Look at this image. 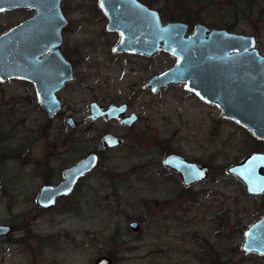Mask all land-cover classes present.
Segmentation results:
<instances>
[{
  "label": "rangeland",
  "instance_id": "obj_1",
  "mask_svg": "<svg viewBox=\"0 0 264 264\" xmlns=\"http://www.w3.org/2000/svg\"><path fill=\"white\" fill-rule=\"evenodd\" d=\"M97 2L62 4L75 21L68 44L77 40L80 48L79 42L92 39L91 47L79 50L86 56L79 70L85 81L68 89L64 113L72 107L75 119L84 120L92 99L104 105L119 99L140 119L133 129L101 121L73 130L64 113L48 117L32 83L0 82V223L16 225L10 243L0 242V264H95L103 257L111 264H264V257L240 250L246 229L264 216V196L251 197L226 172L257 149L264 152V141L183 83L154 95L148 82L177 58L164 51L152 57L113 52L117 34L107 32L103 20L86 21ZM140 2L158 10L164 23L253 35L264 52V0ZM33 14L16 9L0 15V36ZM112 131L123 137L121 149L100 151V164L70 197L41 209L42 187L59 183L65 169ZM172 153L208 165L211 180L185 189L179 175L162 165ZM132 221L140 223L138 232L129 227Z\"/></svg>",
  "mask_w": 264,
  "mask_h": 264
},
{
  "label": "water",
  "instance_id": "obj_2",
  "mask_svg": "<svg viewBox=\"0 0 264 264\" xmlns=\"http://www.w3.org/2000/svg\"><path fill=\"white\" fill-rule=\"evenodd\" d=\"M64 0H0V15L16 9H33L35 15L0 36V82L12 80L33 83L39 104L48 117L54 118L61 110L58 97L65 83L72 80L70 63L61 53L62 33L68 20L63 13ZM108 16V30L121 33L114 48L116 53L141 54L152 57L164 51L177 58V63L166 72L154 76L146 88L159 94L165 87L186 84L202 101L217 104L226 118L246 128L254 138L264 141V53L257 48V38L225 29L197 25L188 36L185 22L164 23L161 13L139 0H99ZM53 52L45 59L44 54ZM93 104L91 118L109 115L119 119L127 105L97 109ZM139 120L135 113L125 118L132 128ZM69 125L74 127L72 118ZM123 139L108 134L102 138V149L122 146ZM99 162L91 154L64 171L58 185L44 186L38 197L40 208L52 209L59 198L71 195L77 184L94 171ZM162 165L179 173L186 187L210 179L208 166L195 163L172 153ZM227 174L243 182L247 194L264 196V152H252L241 162L227 168ZM3 183L0 179V190ZM129 227L138 232L141 225L132 221ZM12 232V227L0 224V237ZM241 251L246 255L264 257V216L251 223L245 231ZM95 264H111L107 257Z\"/></svg>",
  "mask_w": 264,
  "mask_h": 264
},
{
  "label": "flooded vegetation",
  "instance_id": "obj_3",
  "mask_svg": "<svg viewBox=\"0 0 264 264\" xmlns=\"http://www.w3.org/2000/svg\"><path fill=\"white\" fill-rule=\"evenodd\" d=\"M140 1V0H139ZM92 8H94V5L92 6ZM95 10L94 11H92L91 10V7L89 8V11H87V17H86V21H87V23H89V24H93V23H96V21H98V20H103V21H105L106 22V31L107 32H112V33H115V34H117V36H118V41L115 43V45H114V47H113V52H115L114 51V48L116 47V45L120 42V40H121V33L120 32H114V31H109L108 30V24H109V18H108V16L102 11V9H101V7H100V3H99V0H98V2H97V5H96V7L94 8ZM27 10H31V11H35V10H33V9H28L27 8ZM62 10H63V13H64V15L66 16V18H67V20H68V24H67V26L63 29V33H62V39H63V42H62V46H61V53H62V55L65 57V59L70 63V66H71V69H72V74H73V77H72V80H70V81H68V82H66L65 83V85H64V87H63V89L60 91V92H58V97L60 98V100H61V102H62V107H61V110L56 114V116L55 117H57V116H61V114H63L65 111V104H64V99L66 98V95L68 94V89L72 86V84L74 85V87H73V89L71 90V91H75V89L78 87V85H80L83 81H85V79H84V75H80L81 74V72L79 71L80 70V62H82L84 59H86V56H84V55H82L80 52H79V50H80V48H81V46L82 45H85V46H89V47H91L92 45H91V43H92V39H89V41H88V43H82V42H79V44H80V48H77V46H79L78 45V43H77V40H75L74 41V43H72V45H73V47L72 46H70L69 44H68V41H69V38H68V36L70 35V34H68V31H69V29L72 27V25L73 24H75V21L74 20H70V18H69V15H68V13H66L65 12V10L63 9V5H62ZM12 11V10H11ZM10 11V12H11ZM2 15V14H1ZM35 14H33L32 16H30L29 18H27L26 20H24V21H22V22H25V21H27L28 19H30L31 17H33ZM22 22H20V23H18L17 25H19V24H21ZM17 25H15V26H17ZM15 26H12V28H14ZM11 28V29H12ZM10 29V30H11ZM195 29L196 28H194V29H192L190 26H189V29H188V33H187V35L188 36H191V35H193L194 34V32H195ZM9 31V30H8ZM3 35V34H2ZM73 35H75L74 33H73ZM72 35V36H73ZM103 35H105V33H103L102 32V35L101 36H103ZM71 36V37H72ZM257 41H258V39H257ZM73 50V51H72ZM53 52V50H51V51H49L47 54H44L43 56H42V58L43 59H45V58H47L51 53ZM116 53V52H115ZM262 53H264V52H262ZM116 54H118V55H121V53H116ZM122 54H126V53H122ZM13 81V80H12ZM10 82V81H9ZM27 82V81H26ZM7 83V82H6ZM30 83V82H29ZM32 85L34 86V84L32 83ZM184 85V87H185V89L190 93V94H192L195 98H197V99H200L194 92H192L191 90H189L188 88H187V85L186 84H183ZM34 88H35V86H34ZM151 91V90H150ZM152 92V91H151ZM35 95H36V97H37V92H36V88H35ZM154 95H157V94H154ZM38 99V98H37ZM67 99H68V96H67ZM201 100V99H200ZM97 104V109H100L101 111H108V109H109V107L110 106H112V105H115V106H124V105H127V110H126V112H124V114H120V117H119V119H110L109 118V115L107 114V115H105V116H101V117H99V118H97L95 121L91 118V116H92V109H93V104ZM75 105H76V103H75ZM74 105V106H75ZM81 104H79L78 106H80ZM68 107V106H67ZM88 109L89 110H87L86 111V115H85V117H84V120H77V119H75V117H74V110L72 109V107H71V109L69 110V111H66V113H64V117H65V121H66V123L68 124V122H67V119L68 118H72V120H73V122H74V127H72L71 125H69L70 127H71V129H73V130H76V129H78V127L79 126H81L83 123H86L88 126V128H89V126L91 127L92 125H95V124H97L98 122H101V121H105V122H107V123H110V124H114V125H116L119 129H121V130H124L126 127L127 128H129V129H133L134 128V126L132 127V128H130L126 123H125V118H128V117H130V116H132V114L133 113H135V112H130V105H129V103H127V102H122L121 100H119V99H116V100H110V101H108L105 105L103 104V103H101V102H99V101H97L96 99H92L91 101H90V103L88 104ZM44 109V108H43ZM45 110V109H44ZM45 112H46V110H45ZM47 113V112H46ZM136 114V113H135ZM139 116V115H138ZM139 119H140V117H139ZM139 121V120H138ZM136 124V123H135ZM134 124V125H135ZM90 130V129H89ZM88 130V131H89ZM108 134H111V135H114V136H116V137H118V138H120V139H123V137H121V135L119 134V133H117V132H115V131H112V132H108V133H106V134H104V135H102V136H100V139H99V144H98V146L95 148V150H93V151H91L90 153H88L86 156H84L82 159H84L85 157H87L88 155H91V154H97L98 155V157H99V162H98V164H97V166H96V168L98 167V165L100 164V161H101V159H100V151H112V150H115V149H121V147L124 145V139H123V144H122V146H120V147H117V148H112V149H102V138L105 136V135H108ZM188 160H190V161H193V162H195V163H198V164H201V165H206V164H203V163H200V162H198V161H194V160H191L190 158H188V157H186ZM82 159H80V161L82 160ZM77 164V163H76ZM73 166V165H72ZM206 166H208V165H206ZM209 167V166H208ZM95 168V169H96ZM209 169H210V172H211V168L209 167ZM66 170V169H65ZM64 170V171H65ZM94 172V171H93ZM92 172V173H93ZM174 172V171H173ZM92 173H90V174H88L85 178H83L78 184H77V186L84 180V179H86L89 175H91ZM177 175H179V173H177V172H175ZM179 177H180V179L182 180V183H183V185H184V188L185 189H189V188H192V187H194V186H196V185H199V184H201V183H205V182H207V181H209V180H211V177H212V174H211V177H210V179H208V180H205V181H202V182H197V183H195V184H193V185H191L190 187H186V185L184 184V182H183V179L181 178V176L179 175ZM1 179V178H0ZM63 179H64V172H63ZM63 179L59 182V183H61L62 181H63ZM2 181V180H1ZM3 183V182H2ZM59 183H57V184H46V185H44V186H48V185H58ZM43 186V187H44ZM77 186H76V188L74 189V191H73V193L75 192V190L77 189ZM42 187V188H43ZM4 188V184H3V187H2V189ZM1 189V190H2ZM0 190V191H1ZM41 191V190H40ZM72 193V194H73ZM71 194V195H72ZM71 195H69V196H67V197H70ZM67 197H64V198H67ZM64 198H59L58 200H57V203H56V205L54 206V207H56L57 206V204H58V202H59V200H61V199H64ZM53 207V208H54ZM52 208V209H53ZM41 209H43V208H41ZM45 209V208H44ZM45 210H51V209H45ZM0 224H2V225H8V226H11L12 227V232L10 233V234H8V235H6V236H2V237H0V242H2V241H4V242H8V243H10V238H11V236L13 235V234H15V232H16V225H14V224H12V223H0ZM244 238H245V234H244ZM241 248V247H240ZM241 250V249H240ZM242 252V251H241ZM243 253V252H242ZM243 254H245V253H243ZM246 255V254H245ZM252 255H254V254H252ZM247 256H251V255H247ZM258 256V255H257ZM259 257H261V256H259Z\"/></svg>",
  "mask_w": 264,
  "mask_h": 264
},
{
  "label": "snow or ice",
  "instance_id": "obj_4",
  "mask_svg": "<svg viewBox=\"0 0 264 264\" xmlns=\"http://www.w3.org/2000/svg\"><path fill=\"white\" fill-rule=\"evenodd\" d=\"M4 9L3 8H0V11H3Z\"/></svg>",
  "mask_w": 264,
  "mask_h": 264
},
{
  "label": "trees",
  "instance_id": "obj_5",
  "mask_svg": "<svg viewBox=\"0 0 264 264\" xmlns=\"http://www.w3.org/2000/svg\"><path fill=\"white\" fill-rule=\"evenodd\" d=\"M258 151H262L261 149H257ZM254 152H256V151H254Z\"/></svg>",
  "mask_w": 264,
  "mask_h": 264
}]
</instances>
